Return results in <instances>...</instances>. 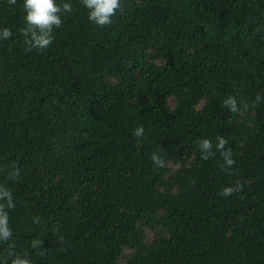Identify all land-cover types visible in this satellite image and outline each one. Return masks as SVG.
Wrapping results in <instances>:
<instances>
[{
    "label": "trees",
    "instance_id": "1",
    "mask_svg": "<svg viewBox=\"0 0 264 264\" xmlns=\"http://www.w3.org/2000/svg\"><path fill=\"white\" fill-rule=\"evenodd\" d=\"M71 3L28 50L22 0H0V261L264 264V0H121L106 26Z\"/></svg>",
    "mask_w": 264,
    "mask_h": 264
},
{
    "label": "clouds",
    "instance_id": "2",
    "mask_svg": "<svg viewBox=\"0 0 264 264\" xmlns=\"http://www.w3.org/2000/svg\"><path fill=\"white\" fill-rule=\"evenodd\" d=\"M9 4H15L16 0H8ZM80 3L87 9V19L97 26H106L112 22V17L121 6V0H80ZM22 8L24 10L23 20L26 27L23 29V35L26 38L28 50H44L54 41V28H59L62 24V15L72 13L71 0H22ZM12 36L9 27L0 26V40L8 39ZM257 99H260L259 94ZM225 105L230 111L238 110L237 99L234 96H228L224 100ZM144 129L138 125L134 131V135L140 137L143 135ZM227 140L223 136L216 138L215 148L221 151L225 167H230L234 160L229 149L225 148ZM199 150L202 159H208L213 155V144L207 137L199 138ZM153 164L163 166L164 161L160 154L153 151L150 156ZM19 168L13 169L9 173V179L15 180L19 177ZM238 188L228 185L224 186L220 193L223 196H229ZM16 202L13 198L12 190L3 182H0V243L11 242L13 230L9 223V210L15 208ZM40 239H32L30 247L36 249L41 247ZM0 264H3L0 261ZM8 264H32V261L26 254H11Z\"/></svg>",
    "mask_w": 264,
    "mask_h": 264
},
{
    "label": "rangeland",
    "instance_id": "3",
    "mask_svg": "<svg viewBox=\"0 0 264 264\" xmlns=\"http://www.w3.org/2000/svg\"><path fill=\"white\" fill-rule=\"evenodd\" d=\"M173 170V168H170V171Z\"/></svg>",
    "mask_w": 264,
    "mask_h": 264
}]
</instances>
